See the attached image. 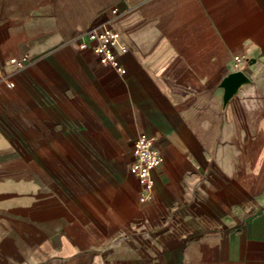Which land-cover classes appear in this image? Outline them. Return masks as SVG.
Returning a JSON list of instances; mask_svg holds the SVG:
<instances>
[{"label":"crops","instance_id":"0c3cea01","mask_svg":"<svg viewBox=\"0 0 264 264\" xmlns=\"http://www.w3.org/2000/svg\"><path fill=\"white\" fill-rule=\"evenodd\" d=\"M0 67V264H264V0H0Z\"/></svg>","mask_w":264,"mask_h":264},{"label":"built area","instance_id":"2783aa9c","mask_svg":"<svg viewBox=\"0 0 264 264\" xmlns=\"http://www.w3.org/2000/svg\"><path fill=\"white\" fill-rule=\"evenodd\" d=\"M117 35L111 27L103 26L87 30L79 35V46L81 49H92L99 55L100 62L110 65L122 72L118 60ZM124 51L125 48L122 47ZM29 62L27 56H22L14 63L16 69L24 68ZM9 88L14 87L10 75L0 67V91L2 85ZM135 161L133 172L139 181L150 188L153 185V173L163 162L161 151L155 145V138L148 135H140L135 142Z\"/></svg>","mask_w":264,"mask_h":264},{"label":"water","instance_id":"95a60500","mask_svg":"<svg viewBox=\"0 0 264 264\" xmlns=\"http://www.w3.org/2000/svg\"><path fill=\"white\" fill-rule=\"evenodd\" d=\"M249 81V77L241 70L234 71L226 75L221 81V87L224 88V103L226 104L233 96L238 93V90L242 84Z\"/></svg>","mask_w":264,"mask_h":264},{"label":"rangeland","instance_id":"374dc122","mask_svg":"<svg viewBox=\"0 0 264 264\" xmlns=\"http://www.w3.org/2000/svg\"><path fill=\"white\" fill-rule=\"evenodd\" d=\"M26 1H31V0H26Z\"/></svg>","mask_w":264,"mask_h":264}]
</instances>
